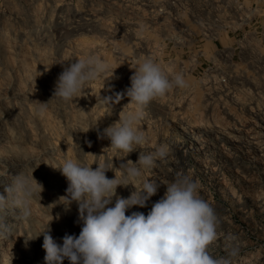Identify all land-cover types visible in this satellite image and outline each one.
<instances>
[{"label":"rangeland","instance_id":"374dc122","mask_svg":"<svg viewBox=\"0 0 264 264\" xmlns=\"http://www.w3.org/2000/svg\"><path fill=\"white\" fill-rule=\"evenodd\" d=\"M165 3L0 0V195L8 196L0 206V264H45L43 234L32 238L49 223L57 243L66 233L79 235L83 222L78 207L73 202L66 208L68 182L55 169L65 159L93 168L113 162L119 179L121 162L135 163L140 151L148 154L161 145L167 146V156L141 178L161 187L146 207L133 206L126 215H147L166 192L164 184L186 174L218 216L213 254L225 255L227 237L235 236L240 251L232 264H264V42L258 40L252 59L232 69L224 82L206 69L212 45L189 50L185 32L168 14L158 13L159 5L170 10ZM181 11L177 7V14ZM201 51L207 57H200L202 67L191 71L193 53ZM89 54L115 69L114 76L111 71L102 75L71 101L53 97L63 66ZM146 57L170 77L182 72L189 87L170 90L145 106L138 127L146 143L127 155L110 148L98 132L136 105L126 96L107 105L102 97L130 87L134 69ZM40 103H47L43 114ZM113 171L106 172L109 179L115 178ZM17 176L27 177L36 188L28 216L14 194L5 192ZM131 191V185L116 190L123 198Z\"/></svg>","mask_w":264,"mask_h":264},{"label":"clouds","instance_id":"9594fccd","mask_svg":"<svg viewBox=\"0 0 264 264\" xmlns=\"http://www.w3.org/2000/svg\"><path fill=\"white\" fill-rule=\"evenodd\" d=\"M114 70L93 54L67 63L57 79L53 97L71 101L87 84L102 75L111 71L113 77ZM130 82L131 86L123 93L102 97V100L107 105H114L126 96L136 105V110L125 114L102 133L98 132L99 138L110 141V148L127 155L146 143V135L138 127L145 106L170 90L189 87L182 72L170 77L151 57L137 65ZM40 104L39 112L43 114L47 103ZM167 154L165 145L148 154L140 151L137 162L120 163L119 179L113 171L116 168L113 162L97 163L93 168L84 162L65 159L55 168L68 182L63 196L67 201L66 208L76 203L83 226L78 236L66 233L62 244L52 237L50 223L32 238L43 234L45 264H63L65 259L69 264H232L240 251L236 237H227L229 243L225 255L213 254L211 247L218 237V216L199 195L198 183L186 174H178L172 182L164 184L166 192L153 203L147 215L138 211L126 215L133 206L146 207L150 198L157 194L161 183L141 178L145 171L155 167L157 159ZM110 170L115 173V178L106 176ZM32 180L36 182L33 176ZM36 185L43 190L42 185L37 182ZM129 185L133 186L129 197L117 196L119 186ZM5 192L14 194L15 203L24 216L30 215V201L37 193L27 177L17 176ZM7 200V195H0V206Z\"/></svg>","mask_w":264,"mask_h":264},{"label":"built area","instance_id":"2783aa9c","mask_svg":"<svg viewBox=\"0 0 264 264\" xmlns=\"http://www.w3.org/2000/svg\"><path fill=\"white\" fill-rule=\"evenodd\" d=\"M165 4L170 10L159 5L158 13L168 14L179 32H185L189 50L212 45L214 55L207 58L206 69L221 75L224 82L232 69L252 59L256 42H264V0H166ZM196 53L191 71L202 67L200 57H207L202 51Z\"/></svg>","mask_w":264,"mask_h":264}]
</instances>
